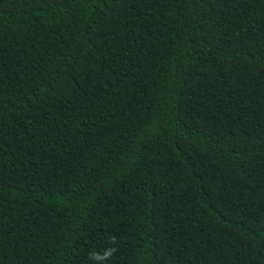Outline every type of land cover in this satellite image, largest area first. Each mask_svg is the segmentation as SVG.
Listing matches in <instances>:
<instances>
[{"label":"trees","instance_id":"obj_1","mask_svg":"<svg viewBox=\"0 0 264 264\" xmlns=\"http://www.w3.org/2000/svg\"><path fill=\"white\" fill-rule=\"evenodd\" d=\"M0 264H264V0H0Z\"/></svg>","mask_w":264,"mask_h":264},{"label":"clouds","instance_id":"obj_2","mask_svg":"<svg viewBox=\"0 0 264 264\" xmlns=\"http://www.w3.org/2000/svg\"><path fill=\"white\" fill-rule=\"evenodd\" d=\"M111 254H112V250H106L103 256H101L100 254L90 253V258H95L97 260L106 259L107 257L111 256Z\"/></svg>","mask_w":264,"mask_h":264}]
</instances>
